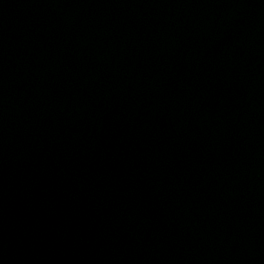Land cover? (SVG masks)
I'll list each match as a JSON object with an SVG mask.
<instances>
[{"label":"water","instance_id":"95a60500","mask_svg":"<svg viewBox=\"0 0 264 264\" xmlns=\"http://www.w3.org/2000/svg\"><path fill=\"white\" fill-rule=\"evenodd\" d=\"M0 264H264V0H0Z\"/></svg>","mask_w":264,"mask_h":264}]
</instances>
